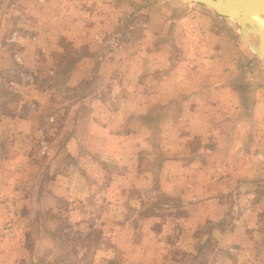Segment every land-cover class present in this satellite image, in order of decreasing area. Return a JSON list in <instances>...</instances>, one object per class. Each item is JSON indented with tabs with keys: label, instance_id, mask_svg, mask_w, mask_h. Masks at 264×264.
Wrapping results in <instances>:
<instances>
[{
	"label": "rangeland",
	"instance_id": "obj_1",
	"mask_svg": "<svg viewBox=\"0 0 264 264\" xmlns=\"http://www.w3.org/2000/svg\"><path fill=\"white\" fill-rule=\"evenodd\" d=\"M0 264H264V58L237 21L0 0Z\"/></svg>",
	"mask_w": 264,
	"mask_h": 264
},
{
	"label": "water",
	"instance_id": "obj_2",
	"mask_svg": "<svg viewBox=\"0 0 264 264\" xmlns=\"http://www.w3.org/2000/svg\"><path fill=\"white\" fill-rule=\"evenodd\" d=\"M211 8L216 14L238 22L246 44L264 58V28L257 16L264 18V0H180ZM247 33V35H246Z\"/></svg>",
	"mask_w": 264,
	"mask_h": 264
},
{
	"label": "crops",
	"instance_id": "obj_3",
	"mask_svg": "<svg viewBox=\"0 0 264 264\" xmlns=\"http://www.w3.org/2000/svg\"><path fill=\"white\" fill-rule=\"evenodd\" d=\"M2 115H7V114H2ZM2 118V117H1ZM14 150L11 148L8 152L10 154V152H13ZM199 153L203 152V156L206 154V152H210V153H213L215 150H210V149H205V148H201L200 150H198ZM228 153L230 154H238V152L236 151H232V150H228L227 151ZM209 153V154H210ZM202 154V153H201ZM10 157H12L11 155H9ZM216 156V155H215ZM218 158V156H216ZM4 159H8L7 157L4 158ZM234 159L231 155V160ZM233 161V160H232ZM214 162V161H213ZM241 162V161H239ZM238 162V163H239ZM202 166L206 167L207 165H212L213 163H210L208 161H205L202 159V162L200 163ZM229 165L231 166V172H232V175H236V176H245L246 179L248 178H251L250 176L253 175L252 174V169H251V166L252 165H249V164H243L242 162L239 164V165H236L235 167H237V169H234L232 167V163H229ZM189 168V167H188ZM233 169V171H232ZM235 170V171H234ZM254 171V169H253ZM170 175H173L172 177L170 176L171 179H177L176 178V175L173 174V173H170ZM187 176V175H185ZM184 176V177H185ZM182 176H180L181 178ZM204 194H207V189L203 190L202 191ZM221 194V193H220ZM195 196V195H193ZM221 195H219L218 197H220ZM218 197L215 196H212V198H210L208 195H203L202 198H198L197 200V203L200 204V206H202L204 208V206H206L207 204H209V206L213 205L211 209H209L207 212H194L191 216H189L190 219H195L197 222H200V223H204L205 221L207 220H213V219H217L218 218V212L216 211V204H214V201L216 199H218ZM195 201H193L192 203L190 204H193ZM249 210H252V208H250ZM248 210V211H249ZM221 218V217H220ZM239 225L237 227L238 232H242L241 228L243 229V231H247L248 228H251L254 226V223L252 221V218L249 217L248 213H244V215L242 216V219L238 221ZM218 228V229H217ZM236 229V228H235ZM221 232H223L224 234H229L232 232V230H229V229H226V230H220L219 227H216L215 230H214V233H217V234H220L221 235ZM219 235V236H220ZM220 238V237H219Z\"/></svg>",
	"mask_w": 264,
	"mask_h": 264
},
{
	"label": "bare ground",
	"instance_id": "obj_4",
	"mask_svg": "<svg viewBox=\"0 0 264 264\" xmlns=\"http://www.w3.org/2000/svg\"><path fill=\"white\" fill-rule=\"evenodd\" d=\"M257 19H258V21L260 22V24L262 25V27L264 28V18H261V17H259V16H257ZM246 35H247V33H246ZM242 36V35H241ZM243 38V37H242Z\"/></svg>",
	"mask_w": 264,
	"mask_h": 264
}]
</instances>
